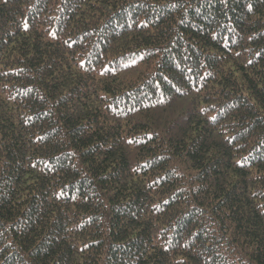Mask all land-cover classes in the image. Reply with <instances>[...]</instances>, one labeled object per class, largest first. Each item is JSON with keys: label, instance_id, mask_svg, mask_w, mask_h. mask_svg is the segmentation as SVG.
<instances>
[{"label": "trees", "instance_id": "16d2710c", "mask_svg": "<svg viewBox=\"0 0 264 264\" xmlns=\"http://www.w3.org/2000/svg\"><path fill=\"white\" fill-rule=\"evenodd\" d=\"M0 264H264V0H0Z\"/></svg>", "mask_w": 264, "mask_h": 264}]
</instances>
